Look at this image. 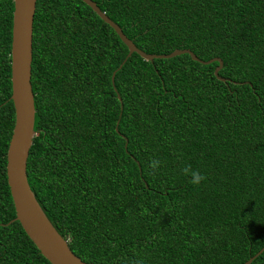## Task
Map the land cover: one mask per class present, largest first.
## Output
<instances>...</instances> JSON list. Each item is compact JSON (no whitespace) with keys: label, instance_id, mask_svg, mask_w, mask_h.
I'll return each instance as SVG.
<instances>
[{"label":"trees","instance_id":"trees-1","mask_svg":"<svg viewBox=\"0 0 264 264\" xmlns=\"http://www.w3.org/2000/svg\"><path fill=\"white\" fill-rule=\"evenodd\" d=\"M91 1L143 53L218 58L225 81L216 62L186 54L125 58L79 0H36L34 199L85 264L244 263L264 246V0ZM12 11L0 0V264H49L8 224ZM186 165L206 176L198 187Z\"/></svg>","mask_w":264,"mask_h":264},{"label":"water","instance_id":"water-1","mask_svg":"<svg viewBox=\"0 0 264 264\" xmlns=\"http://www.w3.org/2000/svg\"><path fill=\"white\" fill-rule=\"evenodd\" d=\"M35 1L12 0L13 11L9 52L11 94L9 100L13 106L14 121L5 154V178L14 210V219L8 224L18 222L20 228L40 256L49 264H85L72 254L67 245V240L63 239L47 220L42 209L34 199L26 180V160L32 139L35 136V132L33 131V94L30 86L32 19ZM79 1L86 5L104 24L112 29L127 49L125 58H128L134 53L143 61L150 62L154 59H170L186 54L192 61L203 65L216 62L217 66L213 70V75L217 80L221 82L225 81L217 76L222 65L220 59L213 58L202 62L186 49L173 50L166 55L145 54L138 50L122 34L120 29L96 7L94 2L91 0ZM119 67L111 73V83L114 73ZM116 98L119 101L118 96ZM263 250L264 246L242 264H250Z\"/></svg>","mask_w":264,"mask_h":264},{"label":"clouds","instance_id":"clouds-1","mask_svg":"<svg viewBox=\"0 0 264 264\" xmlns=\"http://www.w3.org/2000/svg\"><path fill=\"white\" fill-rule=\"evenodd\" d=\"M161 162L159 160L153 159L150 161V167L153 169V174L158 171ZM182 174L189 177V183L193 186H199L201 182L206 180V176L202 175L199 171L193 170L191 165H186L182 170ZM133 264H145L143 258H140L133 262Z\"/></svg>","mask_w":264,"mask_h":264}]
</instances>
